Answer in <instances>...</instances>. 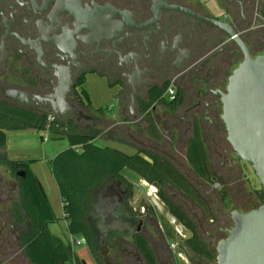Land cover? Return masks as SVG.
I'll return each instance as SVG.
<instances>
[{"label":"flooded vegetation","instance_id":"flooded-vegetation-1","mask_svg":"<svg viewBox=\"0 0 264 264\" xmlns=\"http://www.w3.org/2000/svg\"><path fill=\"white\" fill-rule=\"evenodd\" d=\"M239 42L253 58L264 53V0H0V117H8L2 109L9 107L40 116L49 128L59 122L83 126L82 131L102 130L105 112L82 99L84 86L95 78L115 91L117 107L112 114L122 122L113 121L109 128L124 133L136 153L164 158L190 185L193 197L169 181L150 183L157 195H148L150 203L140 216L131 205L132 182L108 185L98 201L106 206L91 208L101 227L92 219L89 223L97 249V233L104 229L100 239L111 264H149L138 249V237L152 248L156 264H183L178 263L182 244L204 260L196 264L212 263L192 248L191 241L217 256L218 243L234 226V212L263 206L262 191L238 193L248 166H253L236 155L223 120V96L245 59ZM62 84L67 87L66 102L88 119L73 117L64 123L52 117L50 107H17L7 94L15 90L46 97ZM198 143L206 153L203 176L187 157ZM179 150L184 151L185 162L169 153ZM2 155L0 149V159ZM8 161L9 170L0 171V264H31L22 241L33 234V226L27 217L20 222L15 210L21 184L32 170L29 164L11 166ZM8 172L13 181L7 179ZM150 196L171 212V205L182 211L191 222L188 229L172 212L190 234L178 231L184 241L172 244L160 233L159 214L163 215ZM233 199L236 208L229 211L226 203ZM121 211L128 218L121 217ZM135 221L137 227H131ZM146 221L157 238L143 228ZM105 235L110 237L107 246ZM82 242L89 247L83 238Z\"/></svg>","mask_w":264,"mask_h":264},{"label":"trees","instance_id":"trees-1","mask_svg":"<svg viewBox=\"0 0 264 264\" xmlns=\"http://www.w3.org/2000/svg\"><path fill=\"white\" fill-rule=\"evenodd\" d=\"M82 99L92 107V101L83 91ZM100 110V109H98ZM2 112L8 117H0V149L7 145V132L12 130L42 129L48 126L41 117L27 111L4 107ZM15 118H19L16 120ZM65 135L70 147L60 152L52 161V173L58 185L63 212L68 221V231L71 235H79L88 243L98 264H103L96 247V236L89 223L91 210L101 199L103 190L115 181L131 185L123 171L130 169L149 183L165 180L171 182L180 190L193 197L190 185L180 176L178 171L168 161L159 155L147 151H139L127 155L111 147H101L96 140L104 136L101 130H84L80 127L62 125L57 122L50 130ZM191 167L201 176L204 173L203 160L206 153L198 143L187 153ZM11 166H28L25 161H8ZM167 201V200H166ZM171 210L175 217L188 229L191 222L182 211ZM18 220L23 217L32 223L33 234L23 237L24 251L31 264H84L74 252L71 243L64 242L53 235L49 225L56 221L52 206L37 176L30 172L28 179L21 184V198L15 210ZM22 214V215H21ZM138 249L147 258L149 264H156L152 248L141 237H138ZM195 240L198 237L195 236ZM192 248L201 255H206L216 261V255L200 242L191 241ZM194 243V244H193Z\"/></svg>","mask_w":264,"mask_h":264},{"label":"water","instance_id":"water-1","mask_svg":"<svg viewBox=\"0 0 264 264\" xmlns=\"http://www.w3.org/2000/svg\"><path fill=\"white\" fill-rule=\"evenodd\" d=\"M239 44L245 59L234 70L223 96V120L236 155L253 166L264 190V53L253 58L245 45ZM66 88L62 84L55 94L46 97L15 90L7 94L17 107H50L52 117L64 123L73 117L88 119L66 102ZM150 200L181 234L190 235L157 197L150 196ZM233 221L229 236L218 243L216 264H264V205L248 213L234 212Z\"/></svg>","mask_w":264,"mask_h":264},{"label":"rangeland","instance_id":"rangeland-1","mask_svg":"<svg viewBox=\"0 0 264 264\" xmlns=\"http://www.w3.org/2000/svg\"><path fill=\"white\" fill-rule=\"evenodd\" d=\"M84 89L89 94L92 101L93 109H100L105 112L106 123L101 126V131L105 134L103 137L98 138L96 140V144L101 147H111L113 149L119 150L127 155H134L136 153V148H134L128 137L124 135V133H120L117 128L111 129L109 128V124H113L112 122H122V120H118L116 116H113V112H115L117 107V102L115 100V91L110 89L107 83L97 80L95 78L91 79L85 86ZM107 113V114H106ZM100 116V115H98ZM48 124V122L46 123ZM80 129L84 128L83 126H77ZM48 137L47 141H44L43 137ZM70 147V142L68 138L58 132H54L52 129H28V130H12L7 132V145L3 150L5 155H2L1 161L4 163H0V171L6 172L8 166L5 165V160H14V161H25L30 165V169L37 176L39 181L41 182L43 189L48 197V200L52 206L53 212L56 216V221L49 225V229L51 233L59 238H61L64 242H69L73 240V250L77 254V256L85 262V264H98L91 249L82 242V237L79 235H71L68 231V221L66 220L63 212V203L60 196V191L58 185L55 181V178L52 173L51 163L53 159L62 151L66 150ZM173 156L177 157V159L181 162H185L184 160V151L178 152H169ZM6 156V157H5ZM9 170V169H8ZM125 177L132 182L134 187V196L131 199V205L136 209V214L140 216L143 207L147 206L150 202L148 199V195H157V189L150 183H147L145 180H140L141 177L136 172L126 169L123 171ZM7 179L9 181H13L14 177L7 173ZM253 188V189H252ZM256 189L260 192L264 193L263 188L259 183V179L251 166H248L247 170V179L244 184L241 185L238 193L242 194L244 191L246 194H250L251 192L256 191ZM14 200H18V195H14ZM233 202L226 203V209L232 211L236 208V199H233ZM102 205L106 206L105 202H99L95 208L99 209ZM264 205V201L263 204ZM250 208V205H248ZM11 203H8V208L10 209ZM94 208V213L91 215L92 221H95L99 227L100 221L97 218V211ZM252 208V206H251ZM121 217H127V213L125 211H121ZM158 226L160 228V233L169 237V241L172 244H175L177 239H181L184 241V238L180 235L175 226L170 224L163 216L159 214ZM16 224V223H15ZM123 224H126L125 222ZM131 227H137V221L130 223ZM145 230L154 232V237L157 238L158 234L154 231L151 225L145 222V226H143ZM104 229L100 228L98 234V254L103 264H111L109 259L106 260L107 251L105 247L101 244V236H103ZM122 236V235H121ZM109 236H104V241L106 242V246L109 244ZM81 241L80 244H77V241ZM97 240V241H98ZM218 242V241H217ZM217 242L213 245L215 249L217 246ZM183 243V242H182ZM178 253L181 257L178 258V263L188 261L192 264H196L197 261L204 263V260L201 258L194 257V254L187 248L184 244L179 246ZM178 255V257H179ZM28 264V263H27ZM216 264V261L209 263Z\"/></svg>","mask_w":264,"mask_h":264},{"label":"built area","instance_id":"built-area-1","mask_svg":"<svg viewBox=\"0 0 264 264\" xmlns=\"http://www.w3.org/2000/svg\"><path fill=\"white\" fill-rule=\"evenodd\" d=\"M49 128V126H47V128L46 129H48ZM42 137H43V139H44V141H47V139H48V137H44V135H42ZM81 243V241H77V244H80ZM73 244H74V242H73V240L71 241V245L73 246Z\"/></svg>","mask_w":264,"mask_h":264},{"label":"crops","instance_id":"crops-1","mask_svg":"<svg viewBox=\"0 0 264 264\" xmlns=\"http://www.w3.org/2000/svg\"><path fill=\"white\" fill-rule=\"evenodd\" d=\"M48 129H50V128H48ZM47 130V129H46ZM42 136V135H41ZM12 161H14V160H12ZM30 166V165H29ZM183 263V262H182Z\"/></svg>","mask_w":264,"mask_h":264}]
</instances>
